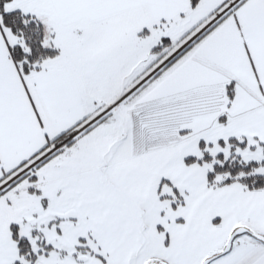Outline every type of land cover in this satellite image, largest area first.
I'll return each instance as SVG.
<instances>
[{
  "label": "snow or ice",
  "instance_id": "snow-or-ice-1",
  "mask_svg": "<svg viewBox=\"0 0 264 264\" xmlns=\"http://www.w3.org/2000/svg\"><path fill=\"white\" fill-rule=\"evenodd\" d=\"M0 264H264V0H0Z\"/></svg>",
  "mask_w": 264,
  "mask_h": 264
}]
</instances>
